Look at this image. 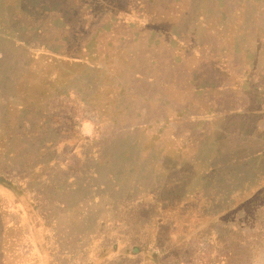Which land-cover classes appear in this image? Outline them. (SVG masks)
Returning a JSON list of instances; mask_svg holds the SVG:
<instances>
[{
  "label": "rangeland",
  "instance_id": "obj_1",
  "mask_svg": "<svg viewBox=\"0 0 264 264\" xmlns=\"http://www.w3.org/2000/svg\"><path fill=\"white\" fill-rule=\"evenodd\" d=\"M148 1V10L155 11L168 29L195 37L212 51L228 49L231 59L253 62L264 72V0H235L237 4L229 8L220 0ZM79 4L82 0H0L1 155L11 150L17 157L23 156L36 150L40 135L53 137L46 119L42 120L46 127L39 129L40 135L33 136V141L20 127L25 119L32 131L42 112L49 117V102L56 96L57 86L80 92L90 105L92 98L102 96L101 87L105 86L107 96L116 90L109 86L119 76L114 74L119 73L117 67L94 71L84 62L45 52L61 43L73 46L78 39H85L86 46L92 42L106 45L102 29L94 38L81 31L73 38L65 28L66 17L59 10ZM90 5V15L100 13L102 5L112 15L126 13L113 0H92ZM103 20L98 21L103 24ZM148 33L153 34L146 30L136 43L145 42L151 53L157 52L156 40ZM103 50H97L100 58ZM175 101L169 100L173 105ZM162 104L153 109L161 113ZM96 105L103 114L105 104L97 101L93 107ZM114 110H119L120 118L128 112L121 105ZM255 120L234 121L231 133L240 128V139L229 133L231 122L225 115L213 118L203 130L190 123L175 124L165 140L152 143L145 131L111 133L97 157L81 161L76 172L62 170L64 179L52 175L50 180L62 184L44 187L45 195L37 206L26 192L0 183L3 260L9 264H264V237L254 239L244 251L233 245L231 249H209L189 242L204 229L200 224L208 223L193 207L207 215L216 213L230 201L227 192L240 197L250 191L241 214L264 219V153H258L264 129H258ZM79 130L87 136L99 132L89 120H80ZM252 153L255 156L245 164L237 160ZM46 169L42 175L53 174ZM28 250L35 259L27 257ZM17 251L23 252L16 256Z\"/></svg>",
  "mask_w": 264,
  "mask_h": 264
},
{
  "label": "trees",
  "instance_id": "obj_2",
  "mask_svg": "<svg viewBox=\"0 0 264 264\" xmlns=\"http://www.w3.org/2000/svg\"><path fill=\"white\" fill-rule=\"evenodd\" d=\"M147 1L113 0L127 13L119 12V15H112L103 5L100 13L90 15L92 0H82V5L59 10L62 17H66L63 18L66 21L65 28L70 30L73 38L78 37L75 34L77 31L94 38L93 34L102 29L106 45L92 42V45L86 46L85 39H78L73 46L61 43L57 48L45 49L46 54L84 62L94 71L113 65L119 72L114 74L119 76L113 77L114 83L109 86L116 90L107 96L105 86H100L102 96L98 100L92 98L91 105L86 104L80 92L57 86V94L49 102V107H52L49 117H45V112H42L32 131L26 127L28 122L25 119L23 127H20L27 138L33 141L32 137L50 121L49 128L53 137L47 139L38 134L40 137L35 141L38 146L36 150L26 151L20 157L11 150L0 154V183L26 192L34 206L45 195L44 187H58L62 184L50 180L52 175L64 179L62 170L66 173L76 172L81 161L97 157L104 139L111 133L123 135L145 131L146 136L151 135L152 143L153 140H165L170 126L190 123L196 129L203 130L213 118L221 115L230 119L229 133L235 135L236 139L241 138V129L236 128L232 134L231 127L234 121L240 122L239 119L255 117L258 129H264V72L257 70L253 62L249 64L244 60L242 63L238 57L231 59L228 49L221 53L212 51L198 40L196 42L195 37H186L175 33L173 28L168 29L164 21L156 18L155 11L148 10L151 2ZM220 3L227 8L237 4L235 0H220ZM101 17L104 18L103 24L98 21ZM146 30L153 33L148 35L156 40L157 52L151 53L145 42L140 45L136 43L141 38L140 34ZM99 48L104 49L101 58L97 52ZM148 91H151V97H148ZM173 99L177 101L176 105L169 102ZM97 101L105 104L102 107L105 109L103 114L97 105L93 107ZM161 102L162 111L159 113L153 109V105H160ZM130 103L134 104L130 106ZM117 105H121L124 111L130 108V112L128 110L126 116L120 118L119 110H114ZM150 110L151 114H148ZM236 118L238 120H234ZM43 119L48 121L43 122ZM80 120L91 121L95 131H99L98 134H82L79 130ZM48 152L52 154L44 159L43 155ZM258 153H264V141ZM252 156H255L254 153L243 155L237 160L245 164ZM45 169L47 172L53 171V174L42 175ZM262 177L259 179L260 184ZM255 188L258 185L251 187V190ZM250 193L248 191L239 197L234 191L227 192L230 201L211 215L200 212L195 205L193 210L208 223L200 224V228L204 229L189 239V242L193 240L194 244L209 249H231L233 245L244 251L247 245L259 237L263 238L264 219L241 214L245 197ZM0 249V264H9L3 260L6 251L1 246ZM20 252L23 251L15 252L16 256ZM34 255L28 250L27 257L35 259ZM16 264H27V261H18Z\"/></svg>",
  "mask_w": 264,
  "mask_h": 264
},
{
  "label": "crops",
  "instance_id": "obj_3",
  "mask_svg": "<svg viewBox=\"0 0 264 264\" xmlns=\"http://www.w3.org/2000/svg\"><path fill=\"white\" fill-rule=\"evenodd\" d=\"M149 92V95H148V97H151V95H152V93H151V91H148ZM148 105V104H147Z\"/></svg>",
  "mask_w": 264,
  "mask_h": 264
}]
</instances>
